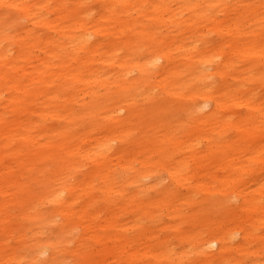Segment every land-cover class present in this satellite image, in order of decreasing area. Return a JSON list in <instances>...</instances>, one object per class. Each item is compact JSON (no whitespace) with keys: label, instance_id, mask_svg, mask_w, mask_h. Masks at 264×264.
Returning <instances> with one entry per match:
<instances>
[{"label":"bare ground","instance_id":"obj_1","mask_svg":"<svg viewBox=\"0 0 264 264\" xmlns=\"http://www.w3.org/2000/svg\"><path fill=\"white\" fill-rule=\"evenodd\" d=\"M264 264V0H0V264Z\"/></svg>","mask_w":264,"mask_h":264},{"label":"rangeland","instance_id":"obj_2","mask_svg":"<svg viewBox=\"0 0 264 264\" xmlns=\"http://www.w3.org/2000/svg\"><path fill=\"white\" fill-rule=\"evenodd\" d=\"M71 262H72V260H70V261H66L67 264H72Z\"/></svg>","mask_w":264,"mask_h":264}]
</instances>
